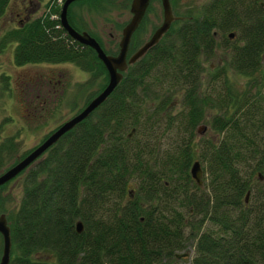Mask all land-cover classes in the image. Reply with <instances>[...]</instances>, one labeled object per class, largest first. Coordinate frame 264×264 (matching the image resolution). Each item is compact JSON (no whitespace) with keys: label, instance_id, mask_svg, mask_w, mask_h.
I'll use <instances>...</instances> for the list:
<instances>
[{"label":"trees","instance_id":"obj_1","mask_svg":"<svg viewBox=\"0 0 264 264\" xmlns=\"http://www.w3.org/2000/svg\"><path fill=\"white\" fill-rule=\"evenodd\" d=\"M9 2L0 0V17ZM59 12L53 2L44 17L6 31L0 49L16 44L17 64L73 62L91 74L90 82L107 81L95 52L52 19ZM182 16L98 108L20 173L16 207L3 194L8 183L0 186V213L11 229L9 264H168L188 246L191 264H264V189L258 187L264 94L241 96L227 86L223 99L214 83V98L201 83V57L213 56L216 35L225 42L235 31L241 45L231 50V67L250 77V85L263 83L264 0H210L197 15ZM177 91L187 109L182 143L161 151L154 141L173 121L168 115L164 130L159 117ZM208 102L224 111L212 121L219 138H202L196 153L193 132ZM14 149L12 138L0 143V172ZM196 158L203 163L201 187L189 174Z\"/></svg>","mask_w":264,"mask_h":264},{"label":"rangeland","instance_id":"obj_2","mask_svg":"<svg viewBox=\"0 0 264 264\" xmlns=\"http://www.w3.org/2000/svg\"><path fill=\"white\" fill-rule=\"evenodd\" d=\"M23 1L24 0H10L5 13L0 17V37L7 29L15 26L16 19L14 18L13 20L12 13L18 9V6H20ZM172 1L174 2L176 8L175 12H177L178 16L186 12H190L195 16L210 0ZM130 4L131 0H92L74 5L69 10V16L71 19L74 18L72 24L75 25L77 29L79 28V30L93 33L101 39L103 44L106 42L107 38H110L109 33L112 32L115 40L110 41V46L107 50L115 51L118 49L117 43H119L121 38L122 27L131 18ZM46 5L45 2H43L41 3V7L36 10L42 12L45 10ZM40 12L33 14L30 18H36L41 14ZM161 23V4L158 0H153L143 25L132 41V43H134L132 52L143 45L151 37V32L158 28ZM235 32H230L233 34L232 37H229L227 33L225 35V42L221 36L216 35L213 56L207 60H205V57H201L203 69L201 74L202 89H204L207 94L210 93V96H212V85H215L214 83H216L215 86L217 87L221 86L218 92H222L223 99H227L225 97L227 91L226 89L223 91L221 90L227 86L231 88L233 93H239L241 96L246 91L251 98L254 94L256 95L259 92L264 94L263 78V83L254 87L253 84L250 85V77L239 74L231 67V50L235 44L241 45V42L234 36ZM13 47L14 45H6L0 50V143L5 138H12L15 144L13 152L9 155L6 153V158H9L7 162L9 163H3V168H7L14 164L18 156H20V158L23 157L22 155L24 153L36 146L50 134L54 128L81 110L107 83V81L101 77L90 82L91 74L83 71L73 62L17 66L12 59ZM43 73L44 75L46 73L53 74L56 80H61V84L57 86L60 92L55 99L52 94L50 99L41 103V101H39L40 99H36V89L32 88L29 92L23 91L22 88L24 84H22L21 81L31 77H37V75H42ZM221 73L223 75L222 78L215 79L214 76ZM258 75L256 74L255 77ZM218 96L219 94H217V96L213 94L212 97L217 98ZM171 103V107L169 105L165 112H161L159 117L161 119V128L164 130L170 125V121L167 120L168 115L171 116L173 121L171 129L168 130V128H170L168 127L166 131L158 133L154 141V146L158 147L159 150L169 147H176V149H179V145L182 143H178L179 137L183 135L181 130H184L186 126V109L183 105L182 92L177 91ZM206 104L204 118L198 123V125L205 126L206 129L203 133L199 134L197 132V127H195L193 132V140L198 143L197 148H194L196 149V153L201 149L199 147V141L202 138L206 140L213 138L214 141L219 138V135L212 127V121L215 115L220 113L223 114L224 111L217 106L211 105V102ZM229 112L232 111L229 110ZM167 131H170V138L165 135ZM174 131L178 134L174 135ZM172 135L174 136L173 141H171ZM43 157L44 155L40 160ZM197 159L198 158L195 160ZM201 165L203 166L202 162ZM22 176L23 175H18L15 180L13 179V181L9 182L3 189V194L9 195L15 207L22 193ZM259 179L263 181V178ZM258 187L264 189V184ZM188 216H191V214ZM1 248L2 240L0 237V249ZM187 251L190 252V256L180 259L175 258L176 261H171L168 264H191L193 247L188 246Z\"/></svg>","mask_w":264,"mask_h":264},{"label":"water","instance_id":"obj_3","mask_svg":"<svg viewBox=\"0 0 264 264\" xmlns=\"http://www.w3.org/2000/svg\"><path fill=\"white\" fill-rule=\"evenodd\" d=\"M75 0H65L60 12V23L67 33L76 41L85 46L91 47L96 51L98 58L104 64L108 72V83L103 90H101L95 97H93L88 104L73 115L71 118L61 124L55 131H53L41 144L34 148L29 154L22 159H19L15 164L8 167L0 173V186L13 179L21 171L26 169L33 161L41 156L48 148L55 144L65 133L73 129L77 124L86 119L96 108H98L114 91L119 82L123 78V72L126 71L128 65L135 63L140 59L149 49L159 42L164 33L168 30L170 23L173 21L171 7L169 0H161L163 9V21L160 27L156 29L148 41L139 47L133 54L127 58L128 44L130 36L139 22L143 18L150 0H132L130 12L132 18L128 25L123 30V37L120 42V51L116 56L107 55L104 53L98 42L91 37L87 32L76 31L68 22L67 8L71 2ZM232 36V34H230ZM204 130V127L199 126L198 130ZM134 130H132L133 132ZM191 176L201 184V167L198 161H195L190 168ZM130 193V192H129ZM131 194V193H130ZM249 197V192L246 194L245 201ZM82 223L77 222L76 230L80 233L82 231ZM0 234L2 236V254L0 257V264H9L11 253V234L10 226L8 224L6 215L0 214ZM188 256V253L176 254V258Z\"/></svg>","mask_w":264,"mask_h":264},{"label":"flooded vegetation","instance_id":"obj_4","mask_svg":"<svg viewBox=\"0 0 264 264\" xmlns=\"http://www.w3.org/2000/svg\"><path fill=\"white\" fill-rule=\"evenodd\" d=\"M65 0H61V7H60V12H61V8L63 6V3H64ZM88 1H92V0H75L73 2H71L67 8V19H68V22L69 24L78 32H87L91 37H93L97 42L98 44L100 45V47L102 48V50L104 51L105 54L107 55H112V56H116L119 51H120V42L122 40V37H123V30L124 28L126 27V25H128L129 21L131 20L132 18V13H131V18L128 20V22L122 27V30H121V38L119 40V43H117V46H118V49L115 50V51H112V50H107V48L110 46V41H113L115 40V37L112 35V32L109 33V36L110 38L106 39V42L103 44L101 39L99 37H97L96 35H94L93 33L91 32H88V31H85V30H79V28L77 29V27L75 25L72 24V22H74V18L71 19V17L69 16V10L76 4H81V3H86ZM161 4V0H158ZM45 2V5H46V2H47V5L45 7V10L40 12L37 11L36 9L40 8L41 7V3ZM53 2H54V5L55 4V1L52 0H24L20 6H18V9L16 11H14L12 13L13 15V20L14 18L16 19V24L15 26L11 27L10 29H17V28H22L26 23L32 21V20H36V19H39L40 17H44L50 10H51V7L53 6ZM153 2V0H150V5L151 3ZM169 3H170V7H171V12H172V16H173V21L170 23V26L168 28V30L164 33V35L161 37L160 41L171 31V29L175 28L177 26V22L180 20L179 18L180 17H183L182 15L181 16H178L177 15V12H175V5H174V2L172 0H169ZM57 6V5H56ZM150 10V6L147 8L143 18L141 19V21L139 22L138 26L135 28V30L132 32L131 36H130V40H129V44H128V50H127V57H129L131 55V52L133 50V44L132 41L135 39V36L138 34V31L139 29L141 28V26L143 25V22L145 20V17L147 16L148 14V11ZM40 12L41 14H39L36 18H30L33 14L35 13H38ZM59 12V13H60ZM176 13V14H175ZM52 19L54 20H59V28L63 29L66 33L67 31L63 28V26L61 25L60 23V16L58 15H53L52 16ZM162 20H163V9H162ZM10 29H7L6 31L10 30ZM155 30V29H154ZM154 30L151 32V35L153 34ZM5 31V32H6ZM169 31V32H168ZM4 32V33H5ZM3 33V34H4ZM2 34V36H3ZM68 34V33H67ZM69 35V34H68ZM2 36L0 37V42L2 40ZM70 36V35H69ZM71 37V36H70ZM72 38V37H71ZM73 39V38H72ZM75 40V39H74ZM76 41V40H75ZM78 42V41H77ZM80 43V42H79ZM81 44V43H80ZM8 45H14L13 47V53H12V59L15 63V65L17 66H24V65H35V64H51L50 62H28V63H24V64H17L14 60V49L16 47V44H8ZM83 45V44H81ZM85 46V45H83ZM86 47H89V46H86ZM90 49H92L91 47H89ZM2 50V49H0ZM93 50V49H92ZM151 50V49H150ZM149 50V51H150ZM96 54V57L98 59V56H97V53L95 50H93ZM144 56V55H143ZM142 56V57H143ZM99 60V59H98ZM100 61V60H99ZM101 62V61H100ZM60 63H64V62H60ZM102 63V62H101ZM54 64H58V63H54ZM102 65L104 66V64L102 63ZM80 67V66H79ZM81 68V67H80ZM105 68V66H104ZM129 68V67H128ZM106 70V68H105ZM128 70V69H127ZM108 78V77H107ZM61 80L58 79L56 80V78L54 77L53 74H50V73H46L44 75V73L42 75H37V77H31L29 79H25V80H22L21 83L24 84L23 85V91L25 90L26 92H29L30 89L32 88H35L36 89V99H40L39 101H41V103H44L46 100L50 99L52 97V94H53V97L54 99L56 98V96L59 94L60 91H58V84H61L60 82ZM105 87V85L103 86V88ZM102 88V89H103ZM31 96V95H30ZM32 97V96H31ZM172 103L170 104V107H171ZM183 105L185 107V104L183 102ZM169 107V108H170ZM186 109V107H185ZM187 110V109H186ZM185 114H186V111H185ZM62 124V123H61ZM59 124V126L61 125ZM59 126H57L56 128H54L52 130V132L57 129ZM49 135V134H48ZM47 135V136H48ZM46 136V137H47ZM46 137L40 141L36 146H34L33 148H31L28 152L30 153L34 148H36L40 143H42ZM25 154V155H27ZM20 157V156H18ZM40 161V159H36V161L34 163L31 164L34 165L35 163H38ZM15 180V179H14ZM13 181V180H12Z\"/></svg>","mask_w":264,"mask_h":264}]
</instances>
